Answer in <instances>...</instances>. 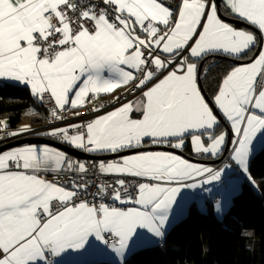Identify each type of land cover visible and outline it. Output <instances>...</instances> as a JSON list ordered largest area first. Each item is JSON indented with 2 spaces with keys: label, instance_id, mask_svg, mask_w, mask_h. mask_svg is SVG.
Segmentation results:
<instances>
[{
  "label": "snow or ice",
  "instance_id": "6c2138e0",
  "mask_svg": "<svg viewBox=\"0 0 264 264\" xmlns=\"http://www.w3.org/2000/svg\"><path fill=\"white\" fill-rule=\"evenodd\" d=\"M177 9L163 0H0V78L27 85L42 103H52L55 121L65 119L61 113L66 106L79 117V109L102 95L120 88L140 90L136 100L122 102L121 96H113L110 103L120 106L87 123L44 133L86 153L140 148L146 138L182 148L190 135L194 152L217 157L228 142L227 133H214L220 121L202 95L198 65L189 57L223 53L243 59L259 43L258 55L228 71L214 96L216 109L235 136L230 158L255 185L249 157L257 135L264 133V0H223L225 15L258 33L224 22L215 0H179ZM133 113L140 117L133 118ZM7 126L0 121V130ZM30 131L24 125L8 135ZM90 167L103 175L153 183H137L133 196L131 184L117 178L118 187L101 184L91 193L102 198L111 188L113 202L135 206L89 203L82 196L89 194L85 177ZM227 167L217 170L166 152H141L90 166L49 146L4 151L0 264H54L52 258L95 248L94 242L125 264L138 229L163 238L182 190L220 181ZM41 171L76 173L81 182L73 180L67 188L41 177ZM220 207L217 202V212Z\"/></svg>",
  "mask_w": 264,
  "mask_h": 264
},
{
  "label": "trees",
  "instance_id": "16d2710c",
  "mask_svg": "<svg viewBox=\"0 0 264 264\" xmlns=\"http://www.w3.org/2000/svg\"><path fill=\"white\" fill-rule=\"evenodd\" d=\"M255 50L252 48L243 59L251 58ZM200 61H195L198 66ZM213 61L203 79L210 99L232 67L222 60ZM30 99L27 88L0 84V115L8 117V128L16 129ZM221 130L219 124L214 133ZM184 152L191 154L188 138ZM249 166L257 188L244 180L221 220L212 211L202 213L192 204L187 215L165 233L160 246L133 252L125 264H264V145L250 159ZM244 231H251L253 236L247 237Z\"/></svg>",
  "mask_w": 264,
  "mask_h": 264
},
{
  "label": "crops",
  "instance_id": "0c3cea01",
  "mask_svg": "<svg viewBox=\"0 0 264 264\" xmlns=\"http://www.w3.org/2000/svg\"><path fill=\"white\" fill-rule=\"evenodd\" d=\"M221 9L223 12V0H221ZM174 11H178V9H176ZM226 16L235 18L234 16H230V15H226ZM226 23H228V22H226ZM231 25L234 26L237 30H242V29L243 30H249V29L237 26V25H233V24H231ZM254 47H255V49H257L258 44L253 46V48ZM163 55H166V54H163ZM185 55H187V53H185ZM210 55H220V56L228 57V58H236L235 56H228V55H225L223 53H210L207 56H210ZM189 58L194 59L196 61V60H202L204 57L202 59H196V58H191V57H189ZM248 59H241V60H248ZM212 62H214V61L213 60L207 61L205 66H204V71L202 74L203 75V78H202L203 84H204L203 79H204L206 70L212 64ZM227 63H229L232 66L231 69L233 67L239 66V65L232 64L230 62H227ZM166 74H167V72L165 73V75ZM160 78H162V77H160ZM155 82H156V80L153 81L152 83H155ZM3 83H8V84H11L14 86L27 88L29 90L30 95H31V99L28 102L29 106L23 110L21 122L16 127V130H18L21 126H24V125H28L31 128L33 126H36V123L44 120L45 112L40 105V100H38L36 97H34L32 95L29 86L21 84L17 81L7 79V78H0V84H3ZM130 86L131 85H129L128 87H130ZM151 86H152V84L150 83L148 85V87H151ZM123 90H125V88H120V89L116 90V92L113 94L102 95L101 97H113V96H116L118 93L122 92ZM141 95L142 94H140L134 100L140 98ZM212 101L214 102V98L212 99ZM65 109L73 110L70 108V106H66ZM220 115L222 116L221 113H220ZM139 117H140V113H133V118H139ZM222 118L229 128L230 134H231V140H233L235 138V136L231 131L230 122H228L223 116H222ZM0 121H5L8 125V117L6 115H3V116L0 115ZM220 124L222 125V130L220 132L227 133L223 124L222 123H220ZM7 128H8V126H7ZM44 136L45 135L38 136V137L45 138ZM187 138L189 139L190 146H191V154L189 156H191L193 158H196L198 160H204V161H212V160L218 159L222 155V153H221L219 156L213 157L210 154H197L192 149V143H191V136L190 135L185 136V143H184V146L182 148H175V149H178V150H181L184 152V147L186 145ZM22 139H25V138H19L18 140H22ZM202 139L205 142L208 141V138L206 135L204 137H202ZM171 142L175 143L176 141L174 139H171ZM61 143H63L66 147L77 151V152H75V154L78 156V158L72 157V156L68 155L67 153H65L68 157L76 158L81 162H85L88 159L87 158L79 159V157L84 158V157H87L88 155H90V156H101V155H107V154H115V153H86L83 150L76 149L75 147L69 146L67 143H64V142H61ZM29 145H35L37 147L49 146V145H46L43 143L27 144V145H22V146H29ZM263 145H264V133H259L257 135V138L253 142L252 151L250 153L249 161L252 158V156L262 148ZM22 146H18V147H22ZM152 146H169V147H171L169 144H152L150 139L146 138L145 142L143 143V146L140 148L152 147ZM49 147H52V146H49ZM233 147L234 146L232 144H230V148H229V152H228L227 157L224 159V161L221 164H218V165L201 164V163L191 162V161L187 160L190 163L212 167V168L217 169V170L224 167V165H228V167L225 169V172L222 174L220 181L212 182L211 184H208V185H202L200 188H197V189H183L182 190V192L179 194V196L177 198V203L173 206V211L170 213V220H169V223L166 225L165 233L169 230V228L172 226V224H174L180 218H182L184 215L187 214L188 209L192 204H195L197 206V208L199 209V211L202 213L212 211L216 216H218V214L223 215L225 213V211L227 210V208L230 204V200H232L231 197L234 196V194H235L234 192L236 190H238V188H239V182H235V181L242 179V178H243V180H246L244 178L245 177L247 178V176L242 172V170L239 168V166L236 165L235 161H232L230 158L231 157V150ZM15 148H17V147H14L11 149H15ZM52 148H54V147H52ZM140 148H133V149H140ZM11 149H8V150H11ZM8 150H5V151H8ZM56 150L61 151L59 149H56ZM127 150H131V149H127ZM127 150H124V151H127ZM78 152H80V153H78ZM150 152H163V151H150ZM138 153H141V152L129 154L126 156H130V155H134V154H138ZM166 153H169V152H166ZM171 154H173V153H171ZM174 155H176V154H174ZM126 156H124V157H126ZM181 158H183V157H181ZM118 159H120V158H118ZM118 159H115V160H118ZM90 161H92V160H90ZM108 161H110V160H108ZM97 162H100V161H97ZM105 162H107V161H105ZM13 170H15V169H13ZM235 170L238 173L239 177L232 178L231 174ZM44 172H47V171H44ZM135 178H140V177H135ZM141 179L144 180V183H153V181H149L146 178H141ZM189 182H191V181H189ZM215 199H217V201H215ZM217 202H219V204L221 206L219 212H217V210H216ZM137 231H138L139 235L137 237H134L133 241L130 242V246H132V247L134 245L139 246L140 244H142L140 246H144V247L145 246H152L155 242L162 240V238H156L151 233H148L146 229H138ZM90 240L94 242V238H90ZM94 243L97 244V247H95V248H86L85 250H80L79 252H73V251L69 250L68 252L62 254L60 257L52 258L54 261V264H100L99 262L102 260H114L115 261V256L112 254L110 249H105L104 246L99 245L98 242H94Z\"/></svg>",
  "mask_w": 264,
  "mask_h": 264
},
{
  "label": "built area",
  "instance_id": "2783aa9c",
  "mask_svg": "<svg viewBox=\"0 0 264 264\" xmlns=\"http://www.w3.org/2000/svg\"><path fill=\"white\" fill-rule=\"evenodd\" d=\"M82 3H86L87 0H81ZM93 3H98L99 0H92ZM163 2L165 3L166 6H171V8L173 10L177 9V4L179 3V0H163ZM174 66V65H173ZM173 66L169 67V70H171V68ZM166 73V71H165ZM164 73V74H165ZM162 77L159 76L158 78ZM155 81V80H154ZM131 87V86H130ZM141 93L140 90H137L134 93H129L125 90H123V93L121 95L122 97V102H127L129 100H134L135 98H137ZM46 105L48 106V122L44 125V127L40 130V131H33L31 130L30 132L27 133H23L21 135L15 136V137H11L8 135L9 132L12 131H17L16 129H3L0 130V146L9 143L13 140H16L18 138L21 137H38V136H42L45 135L44 133H47L49 130H51L52 128H56V127H64L67 126L69 123H87L88 121L95 119L97 116L99 115H103L106 114L108 111L113 110L115 107H119V104H112L110 102H102V97L94 100V101H90L89 103H87L83 108L79 109V111L81 112V116L79 117H74L72 115V112L75 110H67L65 109L64 112H62L61 114L65 117L64 120L62 121H55L52 120L51 116H50V109L53 107L52 103H47L45 102ZM103 104L104 107L100 108L99 112H93L91 111V109L93 107H100V105ZM44 137H46L47 139L51 140V141H55V142H61L59 139L54 138V137H50L48 135H45ZM75 161H79L76 158H72L69 157ZM86 164L90 165L91 164H98L99 162L97 161H90V160H86L85 161ZM14 169V168H13ZM38 175H40L41 177L47 179V180H56L58 181L61 185L67 187V188H71V182L73 180H75L77 183H80V179L77 176L76 173H72V172H60V173H56V172H52V171H41L38 173ZM231 177H239L238 173L236 171H233L231 174ZM124 179L126 182L131 184V187L128 188L129 193H131L133 196L136 195V185L137 183H144V180H142L141 178H135V177H131V176H120L117 177L115 175H103L101 173L98 172V169L96 168H91L90 167V171L87 177H85L86 180L89 181V186H88V193L87 195H83L82 198L83 199H87L89 203H96L99 204L101 202L107 203V204H115V206L117 207H130V206H134V205H120L119 202H113V200L111 199V192L112 189L109 188L108 189V193L106 195H104L102 198L100 196H95L93 197L91 195V193H95L98 191V187L101 184H110L113 187H118V185L115 184L116 179ZM79 202V201H76ZM154 244L160 246L161 245V241H157Z\"/></svg>",
  "mask_w": 264,
  "mask_h": 264
},
{
  "label": "water",
  "instance_id": "95a60500",
  "mask_svg": "<svg viewBox=\"0 0 264 264\" xmlns=\"http://www.w3.org/2000/svg\"><path fill=\"white\" fill-rule=\"evenodd\" d=\"M215 2L218 5H220V8H221V0H215ZM220 15H221L222 20L225 22H228L230 24L237 25V26L249 29L255 33H258V31L256 29H253L252 26L246 24L245 22L238 20L236 18H232V17H228V16L224 15L222 12V9H221ZM259 48H260V44L258 43V47H257L255 53L248 60L228 58V57H223L220 55H210V56L204 57L199 63V66H198V85L202 90V95L205 97L206 102L209 103L210 107H212L214 109V112L217 115L218 120L220 121V123L223 124V126L225 127L226 132H227V141L228 142L225 145V149L222 152V155L218 159L212 160V161L198 160L196 158H193L191 156L186 155L181 150H178V149H175V148H172L169 146L144 147V148H140V149H131V150L115 153V154H107V155H101V156H90V155H88L87 157H84V158L79 157V159L87 158L88 160H92V161H108V160H115L118 158H122L126 155L137 153V152L163 151V152H169V153L179 155V156L183 157L184 159L189 160L191 162H196V163H201V164H211V165L221 164L228 155L230 144H231V134H230V130H229L228 126L226 125V123L223 120L222 116L220 115L219 111L216 109L214 102L212 101V99H210V97L207 95V93L204 89V86L202 83V78H203L202 74L204 71V66H205L206 62L210 61V60H217V61L222 60V61L230 62V63L235 64V65L250 63L251 60L254 59L258 55ZM35 143H43V144L52 146L56 149H59L65 153H67L68 155H70L72 157L78 158V156L75 154V152H77V151L66 147L61 142L51 141V140L43 138V137H27V138L22 139V140H16V141L9 142L3 146H0V153L4 152L5 150L14 148V147L27 145V144H35ZM78 153H80V152H78Z\"/></svg>",
  "mask_w": 264,
  "mask_h": 264
},
{
  "label": "rangeland",
  "instance_id": "374dc122",
  "mask_svg": "<svg viewBox=\"0 0 264 264\" xmlns=\"http://www.w3.org/2000/svg\"><path fill=\"white\" fill-rule=\"evenodd\" d=\"M37 126V125H36ZM27 137H30V136H27ZM21 138H26V137H21ZM46 138V137H45ZM19 139V138H18ZM18 139H16V140H18ZM16 140H13V141H16ZM12 142V141H11ZM7 144V143H6ZM5 145V144H4ZM3 146V145H2ZM255 155V154H254ZM253 155V156H254ZM252 156V157H253ZM236 171V170H235ZM244 177V176H243ZM244 179H246L245 181H247V182H249L250 183V185L253 187V188H257V186H256V183H255V185H253L249 180H247V178L245 177ZM235 182H239V188H238V190H236L234 193V196L235 195H237L239 192H240V187H241V184H242V182H244V180H243V178L242 179H239V180H237V181H235ZM231 198H233V196L231 197ZM215 201H217V199H215ZM230 204H231V200H230ZM187 215V214H186ZM186 215H184L182 218H180L179 220H181V219H183ZM220 220L222 219V215H219L218 214V216H217ZM178 220V221H179ZM173 225V224H172ZM248 233H250V235L248 234ZM244 235H246L247 237H252L253 236V233L251 232V231H244ZM140 245H142V244H140ZM130 246V248L132 249V252L131 253H129V254H127V256H126V259H129L130 258V256H131V254L133 253V252H135V251H137V250H139V249H142V247L144 248V246ZM145 247H148V246H145ZM114 256H115V254L114 253H112ZM116 261V262H115ZM115 261L114 260H102V261H100L99 263L100 264H121V260H120V258L119 257H116L115 256Z\"/></svg>",
  "mask_w": 264,
  "mask_h": 264
},
{
  "label": "bare ground",
  "instance_id": "6f19581e",
  "mask_svg": "<svg viewBox=\"0 0 264 264\" xmlns=\"http://www.w3.org/2000/svg\"><path fill=\"white\" fill-rule=\"evenodd\" d=\"M122 93H123V91L118 93L116 96H121ZM112 99H113V97H102V102H110V101H112ZM40 105L45 112V118H44V121L42 124L37 125V126H33L30 128L33 131H40L44 127V125L48 122V106L46 105V103H42L41 101H40ZM5 129H10V128H5ZM232 178H235V177H232ZM153 245H156V244H153Z\"/></svg>",
  "mask_w": 264,
  "mask_h": 264
}]
</instances>
